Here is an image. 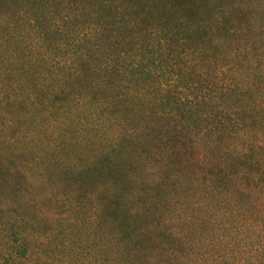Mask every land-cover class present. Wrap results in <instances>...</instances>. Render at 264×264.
I'll use <instances>...</instances> for the list:
<instances>
[{
  "label": "trees",
  "instance_id": "trees-1",
  "mask_svg": "<svg viewBox=\"0 0 264 264\" xmlns=\"http://www.w3.org/2000/svg\"><path fill=\"white\" fill-rule=\"evenodd\" d=\"M10 2L35 71L61 55L63 107L100 129L62 150L96 214L83 264H264V0Z\"/></svg>",
  "mask_w": 264,
  "mask_h": 264
},
{
  "label": "rangeland",
  "instance_id": "rangeland-1",
  "mask_svg": "<svg viewBox=\"0 0 264 264\" xmlns=\"http://www.w3.org/2000/svg\"><path fill=\"white\" fill-rule=\"evenodd\" d=\"M10 5L0 4V264L9 255L16 258L10 264H83L80 251L95 253L96 214L83 194L65 192L62 150L100 129L80 120L77 108L63 107L61 71L54 69L61 55L45 54L47 64L35 71L32 56L43 55L33 50L29 14ZM23 229L36 234L27 259L10 248Z\"/></svg>",
  "mask_w": 264,
  "mask_h": 264
}]
</instances>
